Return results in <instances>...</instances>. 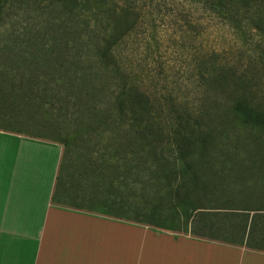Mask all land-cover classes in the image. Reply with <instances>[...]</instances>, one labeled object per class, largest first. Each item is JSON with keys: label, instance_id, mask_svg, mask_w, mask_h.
Returning <instances> with one entry per match:
<instances>
[{"label": "trees", "instance_id": "16d2710c", "mask_svg": "<svg viewBox=\"0 0 264 264\" xmlns=\"http://www.w3.org/2000/svg\"><path fill=\"white\" fill-rule=\"evenodd\" d=\"M37 1L0 0V29L8 10L40 19L21 47L14 39L4 53L15 68H42L46 80L63 81L45 89V102L55 105V100L63 115L87 121L83 125L92 132L107 133L102 146L125 163L122 172L112 170V177L120 179L124 200L134 191L143 208L139 211L150 210L151 202L160 208L164 200L183 203L192 225L185 233L264 252V195L239 197L250 184L264 185V110L250 99L246 80L209 55L200 68H209L210 74L201 73V81L209 89H220V94L198 107L176 102L167 107L168 131L158 118L163 104L119 68L117 50L138 27L137 10L128 0H45V5ZM180 1L190 2L189 11L227 27L240 52H261L264 58V0ZM104 97L109 102L102 106ZM98 142L91 143L92 149L101 146ZM59 143L64 149L68 146L65 140ZM217 163L231 166L218 170ZM239 165L243 166L237 169ZM183 188L187 195L181 201ZM207 193L213 198L204 199ZM120 204L115 201L113 207L121 208ZM214 231H225L224 238Z\"/></svg>", "mask_w": 264, "mask_h": 264}, {"label": "rangeland", "instance_id": "374dc122", "mask_svg": "<svg viewBox=\"0 0 264 264\" xmlns=\"http://www.w3.org/2000/svg\"><path fill=\"white\" fill-rule=\"evenodd\" d=\"M128 1L137 10L138 27L117 50L119 68L153 99L163 104L164 109H161V117L158 118L164 127L167 126V130L170 126L166 115L167 107L175 102L183 104V107L187 103L198 107L207 99L210 103V100L213 102L214 97L218 96L216 94H220V89H209L201 81V73L210 74L209 68H200L209 55H213V61L217 65L231 67L238 76L241 75L246 80L250 99L264 110V58L261 52H240L237 47H233L235 39L227 27L208 16L189 11V1ZM37 3L46 4L45 0H38ZM5 13L7 16L0 29V127L42 137L46 141H67L68 146L64 149L65 162L60 172V187L65 188L69 196L66 198L68 200H64L65 203L101 213L115 208V201L118 204L121 202L118 212L122 209L121 215L132 221L135 219L146 224L153 223L160 230L166 227L178 235L189 231L192 226L188 222L190 213L183 203H168L164 200L163 207L160 208L156 202H151L150 210L139 211L143 208L134 191L132 196L124 200L120 195V191H123L119 185L120 179L112 177V170L122 172L125 163L120 156L115 157L108 148L106 150L102 146L106 144L103 138L107 133L102 130L101 133L100 130L92 132L83 125L87 121H76L71 116L63 115L55 100V105L45 102V89L57 88L63 85V81L56 83L46 80L40 73L42 68H15L4 53L5 46L12 47L14 39L21 47L23 40H27L31 31L37 29L40 19L35 18L34 14L26 15L10 10ZM25 49L28 52L35 50L33 47ZM65 85L68 86L66 83ZM15 88H19L18 91ZM111 90H114L113 86ZM14 91L18 93L15 95ZM103 99V104L99 101L102 106L109 102L105 97ZM96 140L101 146L92 149L91 143ZM163 148L166 150L169 147ZM127 165L130 167L132 164ZM228 166L230 168L231 165L215 164L218 170L227 169ZM240 166L243 165L236 168L239 169ZM248 174L253 177L252 172ZM236 176L237 174L234 178ZM251 181L250 179L249 183ZM229 187L238 192L244 190L238 185ZM246 188L245 193L239 196L241 199L261 198L264 195V192L261 193L264 185L259 188L250 184ZM135 189L139 194V186ZM226 190L229 191V188ZM186 195V191L182 192L180 200H184ZM112 196L113 202L110 201ZM211 198L213 197L207 193L204 199ZM198 200L197 203L201 204L200 199ZM213 217L215 216L211 218ZM228 225H231L230 229L234 228L231 222ZM214 233L224 238L226 232Z\"/></svg>", "mask_w": 264, "mask_h": 264}, {"label": "crops", "instance_id": "0c3cea01", "mask_svg": "<svg viewBox=\"0 0 264 264\" xmlns=\"http://www.w3.org/2000/svg\"><path fill=\"white\" fill-rule=\"evenodd\" d=\"M63 157L58 142L0 127V264H264L263 251L128 221L118 206L65 203Z\"/></svg>", "mask_w": 264, "mask_h": 264}]
</instances>
